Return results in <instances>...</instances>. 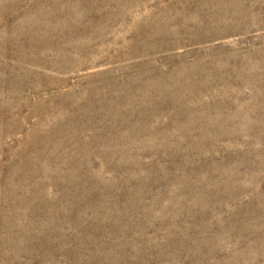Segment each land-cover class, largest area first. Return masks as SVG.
I'll use <instances>...</instances> for the list:
<instances>
[{
	"label": "rangeland",
	"instance_id": "rangeland-1",
	"mask_svg": "<svg viewBox=\"0 0 264 264\" xmlns=\"http://www.w3.org/2000/svg\"><path fill=\"white\" fill-rule=\"evenodd\" d=\"M0 264H264V0H0Z\"/></svg>",
	"mask_w": 264,
	"mask_h": 264
}]
</instances>
